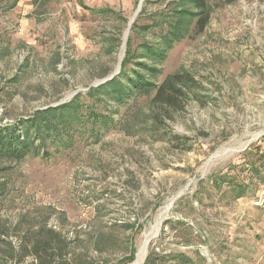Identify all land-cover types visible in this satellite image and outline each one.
Returning <instances> with one entry per match:
<instances>
[{
    "label": "rangeland",
    "instance_id": "rangeland-1",
    "mask_svg": "<svg viewBox=\"0 0 264 264\" xmlns=\"http://www.w3.org/2000/svg\"><path fill=\"white\" fill-rule=\"evenodd\" d=\"M170 1L142 0L128 67H155L157 84L188 73L178 108L152 93L86 97L116 70L140 0H0V125L77 93L111 122L97 137L80 127L69 148L0 164V264H40L5 253L42 226L72 237L81 264H129L169 204L147 253L166 264L178 253L189 264H264V0H206L205 29L190 35L184 19L188 34L169 44ZM228 147L237 150L214 157Z\"/></svg>",
    "mask_w": 264,
    "mask_h": 264
},
{
    "label": "trees",
    "instance_id": "trees-1",
    "mask_svg": "<svg viewBox=\"0 0 264 264\" xmlns=\"http://www.w3.org/2000/svg\"><path fill=\"white\" fill-rule=\"evenodd\" d=\"M190 4V7H188ZM169 13L165 16H172L174 22H169L170 36L166 42L171 43L172 39L179 40L185 37L181 25L184 19L192 18L190 35L201 33L207 26L210 19V11L206 0H177L168 3ZM143 9L140 10L138 16ZM137 17L135 20H137ZM132 23L134 28L136 21ZM151 25L148 26L150 28ZM149 52L154 48L147 47ZM133 52L128 37L125 55L122 58L120 70L111 79H108L97 86L90 87L86 97H93L103 94L110 99L122 103L138 94H153L152 101L168 107H180L183 91L182 88L193 80L188 73H174L165 77L160 83L152 81L158 70L144 62H137L138 68L131 69L129 64L133 61ZM142 70L144 73H142ZM82 94H76L72 99L56 106H49L37 110L30 118L19 119L16 123L0 125V164L4 162H19L28 155L45 153L48 146L55 151L61 148H69L77 140L80 127L92 125L90 136H98L97 124L108 126L111 122L103 116L92 105L83 104L80 101ZM96 98V97H94ZM85 109V110H84ZM84 110V111H83ZM4 167H0L3 169ZM221 181H225L222 178ZM214 182H217L215 179ZM217 184V183H216ZM236 188V189H235ZM236 197L244 195L245 189L242 185L233 187ZM3 187L0 186V195ZM1 240V239H0ZM5 241V239L1 240ZM74 239L68 237L54 228L42 226L28 243L21 242L18 246L7 241L9 258L21 262L28 254H32L39 260L40 264H81L79 257L72 251ZM95 250L101 252V239H96L92 245ZM134 248H131L127 261L132 260ZM264 256V255H263ZM175 258L177 264H189L190 259L183 253H178ZM142 264H166L164 256H160L154 248H150Z\"/></svg>",
    "mask_w": 264,
    "mask_h": 264
},
{
    "label": "bare ground",
    "instance_id": "bare-ground-1",
    "mask_svg": "<svg viewBox=\"0 0 264 264\" xmlns=\"http://www.w3.org/2000/svg\"><path fill=\"white\" fill-rule=\"evenodd\" d=\"M121 55H122V53H121ZM236 150L237 149H234V148H231V147L222 148V149L216 151L214 157H218V159H219L220 158L219 156H222L223 154L225 155V153H227L229 155L230 152H233V151H236ZM169 207H170V204L167 205V207L162 212V214L164 212H166L169 209ZM162 214L156 219V221H154V223L150 226V228L145 232L144 237H143L142 241L140 242V244H139V246L137 248V252H136L135 258L129 264H142V262L144 260V257L146 256V253H147V246H148L149 240L151 239L152 236L156 235L158 230H159L158 229L159 228V221H160V217L162 216Z\"/></svg>",
    "mask_w": 264,
    "mask_h": 264
},
{
    "label": "water",
    "instance_id": "water-1",
    "mask_svg": "<svg viewBox=\"0 0 264 264\" xmlns=\"http://www.w3.org/2000/svg\"><path fill=\"white\" fill-rule=\"evenodd\" d=\"M141 3H142V0H140V2H139V4H138V7H137L136 11L134 12L132 18L129 20L128 27H127V29H126V32H125V35H124V40H123L122 56L119 57V62H118V65H117L116 70H115L111 75H109L108 77L104 78L101 82H104V81H106V80H108V79H111L115 74H117V73L119 72V70H120V65H121V61H122V58H123V55H124V51H125V43H126V40H127L128 31H129V29H130V27H131L132 22L134 21V19L136 18L138 12L140 11ZM97 83H98V82H97ZM135 254H136V253H135ZM145 257H146V256H145ZM145 257H144V259H145ZM143 262H144V260H143ZM143 262H142V263H143Z\"/></svg>",
    "mask_w": 264,
    "mask_h": 264
}]
</instances>
